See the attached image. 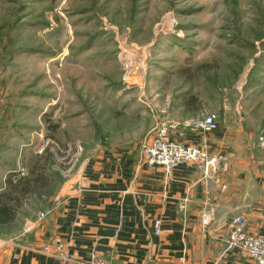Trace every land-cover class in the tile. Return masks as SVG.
Masks as SVG:
<instances>
[{"label":"rangeland","instance_id":"rangeland-1","mask_svg":"<svg viewBox=\"0 0 264 264\" xmlns=\"http://www.w3.org/2000/svg\"><path fill=\"white\" fill-rule=\"evenodd\" d=\"M209 112L259 149L264 0H0V239L101 145Z\"/></svg>","mask_w":264,"mask_h":264},{"label":"crops","instance_id":"crops-1","mask_svg":"<svg viewBox=\"0 0 264 264\" xmlns=\"http://www.w3.org/2000/svg\"><path fill=\"white\" fill-rule=\"evenodd\" d=\"M173 121L174 139L227 155V167L203 177L182 163L165 173L142 162L136 140L101 145L64 183L60 198L28 219L45 216L29 232L11 235L17 237L0 248V264H68L38 250L56 236L84 263L95 251L108 264H254L241 251L227 250L225 239L237 214L249 231H263V151L241 128L218 124L203 132Z\"/></svg>","mask_w":264,"mask_h":264},{"label":"built area","instance_id":"built-area-1","mask_svg":"<svg viewBox=\"0 0 264 264\" xmlns=\"http://www.w3.org/2000/svg\"><path fill=\"white\" fill-rule=\"evenodd\" d=\"M185 126L200 129L203 132H211L218 128V116L216 113H206L196 119L184 120ZM177 124L173 120L160 121L151 128L148 135L140 143L141 160L150 169L161 168L165 173L171 171L174 167L182 163H191L202 172L203 177L222 167L228 165L227 155L223 153L211 154L206 146H196L184 144L172 137V131ZM257 146L264 152V131L257 136ZM184 198V201H187ZM46 214L39 212L36 220L27 221L22 228V234L29 232L39 220ZM261 225L263 231H249L246 225L245 217L242 214L233 216L229 223L227 236L225 239L226 249H237L252 258L254 264H264V210L261 212ZM204 223L207 219L203 220ZM160 219L154 220L155 233L161 232ZM14 241L11 239H0V247ZM38 250L56 257L61 263L68 264H108L104 255L95 251L91 252L87 262L76 260L66 242L59 236L53 238L51 243H41Z\"/></svg>","mask_w":264,"mask_h":264},{"label":"trees","instance_id":"trees-1","mask_svg":"<svg viewBox=\"0 0 264 264\" xmlns=\"http://www.w3.org/2000/svg\"><path fill=\"white\" fill-rule=\"evenodd\" d=\"M6 181L9 182V179H7ZM4 196H6L4 193L0 194V225H3L6 222H10L15 218L13 209L3 198Z\"/></svg>","mask_w":264,"mask_h":264}]
</instances>
